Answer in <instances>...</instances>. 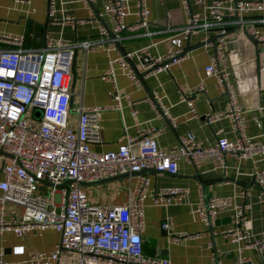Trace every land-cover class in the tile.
<instances>
[{"label": "built area", "instance_id": "built-area-1", "mask_svg": "<svg viewBox=\"0 0 264 264\" xmlns=\"http://www.w3.org/2000/svg\"><path fill=\"white\" fill-rule=\"evenodd\" d=\"M28 1V0H21ZM89 10V18H74L67 14L59 19L57 4L63 0H48V15L56 22H96L99 37L68 42L62 37H50L38 48H23L24 35L0 32V42L14 46H0V233L12 230L21 235L33 228L52 227L60 234L52 249L27 248L26 258L0 264H196L174 262L169 257L151 256L143 252L142 229L145 225L142 197L148 177L140 179L135 193L127 203L100 204L89 201L80 181H90L122 172L150 168L174 174L178 160L199 164L204 156H213L219 166H225V155L234 153L238 158L264 155V141L251 140L246 132V116L236 85L228 66V36L242 29L264 47V0H193L203 4V14L191 11V0H182L187 12L183 32L187 37L194 33L211 31L214 49L204 66V76H214L229 108L207 116L211 122L227 117L234 132L233 138L220 136L212 144H200L192 130L179 135L177 144L162 148L157 135L164 126L137 125L133 135H126L116 149L99 151L92 147L101 141L98 114L105 106L78 105L77 120L69 122L72 108L70 88L71 61L74 48L81 44L95 49L104 37L108 53L115 47L124 19L128 13V0H105L102 9L93 7L94 0H80ZM138 23L148 25L145 0H139ZM260 12L258 17L251 12ZM105 18L106 21L100 19ZM261 26H263L261 28ZM110 32L115 35L111 36ZM204 36L202 40H206ZM136 56L141 60L142 74L163 70L180 59L179 50H169L164 55L153 56L146 48L128 51L119 57L109 58V68L104 76L115 82L113 61L118 60L130 79L139 82L137 71L128 63ZM205 90L203 80L189 88L182 96L189 111L196 114L194 100ZM158 117L175 125L176 117L162 96L153 91L150 99ZM132 113L136 109L132 108ZM261 186L259 200L264 203V177L255 170ZM67 179H73L67 183ZM47 183L45 189L39 183ZM188 189L170 186L153 189L154 201L168 205L183 200ZM248 190L233 191L223 200L212 196L191 211L206 224L212 222L219 211L231 209L235 226L228 229V236L238 242L237 249L254 246L264 250V236L251 238L242 224ZM22 208L19 218L5 216L6 204ZM172 238L186 236V232H171L168 219L161 222ZM242 264H247L243 262ZM251 264V261L250 263Z\"/></svg>", "mask_w": 264, "mask_h": 264}, {"label": "crops", "instance_id": "crops-1", "mask_svg": "<svg viewBox=\"0 0 264 264\" xmlns=\"http://www.w3.org/2000/svg\"><path fill=\"white\" fill-rule=\"evenodd\" d=\"M57 4L56 15L61 19L70 14L74 18H89V10L80 0H63ZM105 0H94L93 7L99 11ZM139 0H128V13L124 28L120 31L115 47L105 50L111 40L104 41L95 49L81 44L74 48L71 61L70 88L72 90L69 122L75 124L78 105L105 106L99 111L101 141L92 147L99 151L116 149L133 135L137 125L164 126L157 135L162 148L177 144L179 135L192 130L202 145L212 144L220 136L234 137L227 117L221 116L207 122V116L229 108L227 97L222 93L214 76H204V66L209 61L214 46L212 42L194 46L204 36L212 37L209 31L194 33L189 37L183 32L187 12L182 0H145L148 9V25L138 23ZM210 0H205V3ZM191 11L203 14V4L191 0ZM258 17L260 12H251ZM106 21L105 18H100ZM263 26H261L262 28ZM0 32L24 35L23 48L41 47L50 37H62L68 42L95 39L99 37L96 22H56L48 15V0H0ZM227 61L231 79L236 85L239 99L244 106L246 132L255 142L264 141V47L242 29L228 36ZM0 46H14L0 42ZM146 48L153 56L164 55L170 49L179 50L181 57L167 68L142 75L141 60L136 56L128 63L136 70L140 81L135 82L124 72L118 60L113 61L115 82L103 74L109 68V58L123 56L125 52ZM141 75V76H140ZM203 80L205 90L194 100L196 114L189 108L182 96L189 88ZM155 91L169 106L176 117L175 125L158 117L150 99ZM132 108L136 113H132ZM259 170L264 177V155L238 158L234 153L225 155V166H219L213 156L207 155L194 165L184 159L178 160L174 174L143 168L121 177L103 182L84 184L87 197L92 203L123 204L135 193L140 179L148 177L142 197L145 225L142 229L143 252L151 256L169 257L174 262L196 264H264V250L254 246L238 251V242L228 235V229L235 226L231 209L219 211L211 223L206 224L197 213L191 211L203 200L212 196L223 200L226 195L241 189L248 190L245 210L246 218L242 227L251 238L264 236V203L259 200L261 186L252 172ZM1 178V173H0ZM181 186L188 189L183 200L164 205L154 201L153 189ZM47 183H39L45 189ZM22 208L6 204L5 216L19 218ZM168 219L171 232H186L188 235L172 238V234L161 227ZM52 227L33 228L18 235L12 230L0 233V258L18 261L26 258L27 248L52 249L60 234Z\"/></svg>", "mask_w": 264, "mask_h": 264}, {"label": "water", "instance_id": "water-1", "mask_svg": "<svg viewBox=\"0 0 264 264\" xmlns=\"http://www.w3.org/2000/svg\"><path fill=\"white\" fill-rule=\"evenodd\" d=\"M111 36H114L115 34L113 32H110ZM207 42H212L213 46L215 44L214 42V36L210 37V38H207L206 40H201L200 42H198L197 44H195L194 46H190V47H186L185 48V51L187 50H190L194 47H197V46H201L203 45L204 43H207ZM143 75V74H142ZM141 76V75H140ZM0 152H2V150L0 149ZM131 172H136V171H131ZM129 172H122V173H118V174H115V175H110V176H106V177H103V178H99V179H96V180H90V181H80L79 183L84 185V184H89V183H97V182H103V181H107V180H110V179H114V178H117V177H121L125 174H128ZM73 179H67L66 182L67 183H70L72 182ZM245 263H250V261H245Z\"/></svg>", "mask_w": 264, "mask_h": 264}, {"label": "rangeland", "instance_id": "rangeland-1", "mask_svg": "<svg viewBox=\"0 0 264 264\" xmlns=\"http://www.w3.org/2000/svg\"><path fill=\"white\" fill-rule=\"evenodd\" d=\"M54 230V229H53Z\"/></svg>", "mask_w": 264, "mask_h": 264}]
</instances>
